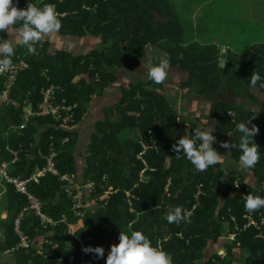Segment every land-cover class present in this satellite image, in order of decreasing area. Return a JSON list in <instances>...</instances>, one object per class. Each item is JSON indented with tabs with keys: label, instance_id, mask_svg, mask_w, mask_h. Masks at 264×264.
<instances>
[{
	"label": "trees",
	"instance_id": "trees-1",
	"mask_svg": "<svg viewBox=\"0 0 264 264\" xmlns=\"http://www.w3.org/2000/svg\"><path fill=\"white\" fill-rule=\"evenodd\" d=\"M179 1L18 0L19 8L27 7L29 2L36 6L54 4L62 23L60 35L90 36L98 38L101 45L80 55L65 49L51 50L50 40L35 44L36 52L32 54L23 47H15L12 63L22 57L30 66L20 73L11 92L12 96L20 97L23 107L37 109L42 100L41 90L53 85L58 88L59 99H66L67 104L76 107L70 126H59L53 116H37L25 128H21L23 107L0 108V161L9 163L10 176L29 179L37 167L47 164L51 150L56 152L54 162L62 174L79 173L75 147L80 135L71 125L83 122L93 100L104 96L112 85L119 84L121 94L113 97L117 102L109 103L104 108V117L94 124L84 158L82 176L85 182L94 184L91 200L97 206L95 211L74 216L73 194L67 192L58 176L48 173L40 183L30 181L27 185L28 191L43 203V212L57 221L55 226L44 225L35 211L29 209V196L18 191L0 172L7 203L4 207L7 217L0 222V264H80V242L89 237L92 240L87 242L91 246L104 247L106 259L111 246L119 243L121 232L130 235L136 230L166 251L173 264L204 261L209 243L221 239L226 240L227 254L213 253L205 264H237L235 247L246 253L245 264H264V224H261L264 209L252 213L259 225L249 227L246 226L249 213L244 209V196L250 192L264 196V192H256L264 187V122L257 120L255 113L244 105L213 99L209 116L218 119L222 126L219 140L238 145L240 134L236 124L250 119V126L259 129L254 142L259 146L260 159L249 169L255 183L245 181L238 169L227 172L221 162L200 172L183 153L172 151L174 142L184 136L185 128L179 122V113L159 92L161 84L149 79L120 83L119 72L138 68L148 47L157 46L167 54L169 67L185 71L182 90L195 89L198 95L208 98L221 93V89L236 95L252 88L264 90L259 86L264 83V19L256 21L252 16L242 18V15L224 19L215 12L218 0H212L211 4L210 0H183L185 5L197 3L202 8L203 4L210 12L208 27L212 28L211 21L223 24L227 36L234 39L233 43L204 40L188 43L184 40L185 25L191 21L183 19ZM1 35L7 38L6 33ZM243 36L256 43L244 42ZM221 45L246 51L236 62L234 56L222 61ZM254 72L261 76V81L251 87ZM3 88L4 79L0 77V92ZM249 96L252 101L258 100L255 94ZM261 115L264 116V103ZM197 127L198 120L190 122L188 135L194 134ZM66 138L68 142H64ZM7 146L18 151V162L12 163L13 155ZM213 146L217 150L218 143ZM229 150L233 161L239 164V148ZM177 205L190 212V223L169 224L164 218L166 208ZM22 213L25 216L20 231L29 236L31 245L16 249L21 239L15 224ZM260 233L263 234L258 237ZM231 234L236 235L234 242L229 239ZM38 237L47 240L43 253L33 246ZM6 255L10 256L9 261L2 260ZM84 261V264H104L90 256Z\"/></svg>",
	"mask_w": 264,
	"mask_h": 264
},
{
	"label": "rangeland",
	"instance_id": "rangeland-1",
	"mask_svg": "<svg viewBox=\"0 0 264 264\" xmlns=\"http://www.w3.org/2000/svg\"><path fill=\"white\" fill-rule=\"evenodd\" d=\"M184 2L185 1L183 0H180L178 2L179 10L182 14L183 19H185L186 21H191L190 25H185V42L189 43L195 40H204L207 43L219 44L222 41H231L233 43L234 39H231L229 36H227L225 32V25H216L215 21H211L212 28L208 27L207 14L209 11L205 8L203 4L201 8L200 6H198L197 3H187L185 5ZM211 3L212 0L209 1V4ZM214 8L215 12L218 13V16L221 15V17L224 19L237 17L238 15H242V18L252 16V18L256 21L257 16H263L262 18H264V0H218V3L215 4ZM228 25L233 26L234 23H228ZM219 32H223V34L220 35ZM77 38L78 39L72 37L66 39L58 32H54L50 35L44 36L41 41L50 40L52 43L51 50H56L57 48L65 49L75 55L90 53L92 50L100 47L101 45L100 40L98 38L90 36L86 38ZM9 39H11V37H9ZM245 39L246 38H244L243 36L244 42ZM220 47L223 54V57L221 59L222 61L227 59L229 56L232 58L234 56V62H236L238 60V57L240 55H243L246 51L245 48L239 49L232 45H230V47H227L226 45H221ZM146 54H150L153 57L154 61L157 62L159 60H167V54L162 51V49H159L157 46H149L146 51ZM143 61H145V63L142 65L141 62L138 68H129L121 70L119 72L120 83L127 84L130 81L135 80L143 82V80L149 79L147 77V62L145 58L143 59ZM184 74L185 71H183L179 67H169L168 76L166 80L161 84L159 90V92L166 96V98L169 100L173 109L179 113V122H181V124L185 128V132L183 135L189 133L190 122H192L193 120H198V125L200 128H207L214 131L213 134L216 136V142L218 143L217 151L221 155V163L223 164V168L227 172L236 169L240 170L239 164L233 161L230 150L221 147L223 142L219 140L218 134L221 131L222 126L218 119L211 118L209 116V112L212 106V100L216 98L219 100L222 99L223 101L231 102L236 105H244L246 108L250 109L255 113V117L257 120L264 122V116L258 115L260 114V110L263 109V94L260 93V91L256 88L247 89V91L239 95L232 93L228 89H224L223 91L221 89L219 90V92L221 93H218L217 95L214 94L208 98L205 95H198L195 89L185 88L184 90H182L181 83L186 78ZM118 86L119 84H114L105 93V96L109 97V99L111 100L110 104L117 102V100H112L114 96L120 97L121 92L119 91ZM249 93L255 94L258 97V100L256 102H253L250 99ZM98 98L99 97H97V100ZM194 99H196L195 102ZM42 101L43 97L40 102ZM107 105L108 104L106 103L96 104V101H94L91 105L90 112L84 116L83 122H80L77 125H71L72 129H76L77 131H79L80 135L79 143L77 145V151L79 155H77L78 159L83 162L80 166V173H82V169L84 168V157L87 156L88 143L94 131L93 122L98 120L96 118L98 117V110H93V108H96L98 106L99 110H102V108L104 109ZM241 172L243 173V178L245 181L255 183L252 177L253 173L251 174V171H249V169ZM1 178L2 177L0 176V198L2 200L4 194L2 190H4V187L2 186L3 181ZM1 203L2 202L0 201V205H2ZM1 211L3 212L4 208H2ZM224 241L226 240L221 239L217 244H212L210 245V247H207L205 250V256L212 255L215 249H221L224 244ZM234 252V259L236 263L245 264V257L242 256V253H246L241 252L238 247H235ZM2 260L9 261L10 256H3ZM200 264H203V261H201Z\"/></svg>",
	"mask_w": 264,
	"mask_h": 264
},
{
	"label": "clouds",
	"instance_id": "clouds-1",
	"mask_svg": "<svg viewBox=\"0 0 264 264\" xmlns=\"http://www.w3.org/2000/svg\"><path fill=\"white\" fill-rule=\"evenodd\" d=\"M17 3L18 0L15 2L0 0V34H7V38L0 35V67L11 65L16 46L25 48L29 54L35 53L34 45L44 36L58 32L62 26L54 4L36 6L29 2L27 7L19 8L16 6ZM144 56L147 62V77L157 85L162 84L168 76V61L157 62L150 54L144 53ZM144 63L142 60V65ZM260 81L261 76L254 72L250 86L256 87ZM259 86L264 88V83H260ZM250 123L249 119L236 124V131L240 134L238 145L229 142L221 145L225 149L239 148L241 171L255 167L260 159L259 146L254 142L259 129L255 125L250 126ZM213 133V130L197 127L191 136L185 134L176 140L172 145V151L177 154L183 153L196 170L204 172L221 162V155L213 146L216 142ZM256 192H264V187L256 189ZM244 209L247 213L264 209V196L250 192L244 196ZM164 218L169 224L191 222L189 213L179 205L167 207ZM83 251L95 254L97 259H103L105 256V249L102 246H86ZM105 264H173V260L159 245L154 246L143 232L136 230L130 235L120 233L119 243L111 246Z\"/></svg>",
	"mask_w": 264,
	"mask_h": 264
},
{
	"label": "built area",
	"instance_id": "built-area-1",
	"mask_svg": "<svg viewBox=\"0 0 264 264\" xmlns=\"http://www.w3.org/2000/svg\"><path fill=\"white\" fill-rule=\"evenodd\" d=\"M1 35V34H0ZM28 63L24 60L19 62L11 63L8 67H0V77L4 79V88L2 92H0V108L3 106L21 108L23 107L22 100H19L11 95L13 88L18 82V77L20 72L28 68ZM57 86H48L44 87L42 92L43 101L40 102L39 107L37 109H33L32 106L23 107L27 119L35 116H53L55 120L59 123V126L62 127L70 126V124L74 121V110L76 105L67 104L66 99H59L57 94ZM27 103V101L25 100ZM26 123L21 125V128L26 127ZM69 138H66L64 142H68ZM7 149L14 154V159L12 163L18 162L20 160L18 151L11 149L7 146ZM42 153L39 150V154ZM50 155L47 156V164L42 167H37L35 173L26 180H23L19 177L10 176L8 173L9 163L5 161H0V172L5 175L7 181L13 183L17 190L28 195L30 198L31 209L35 211V213L41 218L42 224L44 225H57V221H55L52 217L43 212V203L33 194H31L27 185L30 181L35 183H40L41 179L46 176V174L50 173L54 176H58L60 180L64 183L67 192L72 193V205L73 210L78 216H84L88 211H95L97 206L92 203L91 194L94 189V184L92 182H85L81 180V176L78 173H65L62 172L57 167V164L54 162V158L56 156V152L51 150ZM144 172L142 170L141 174ZM190 213V212H188ZM25 214L22 213L16 221V229L20 235V243L16 249L19 248H27L31 244V239L29 236L22 231L21 221L24 218ZM248 218L247 227L249 226H258L259 222L253 217L252 213L246 215ZM261 224H264V218L262 219ZM181 236V234H180ZM258 236H262V233ZM236 235L231 234L229 236L230 240H235ZM90 239V238H89ZM87 239V240H89ZM87 240H81V252L82 258L85 259L86 256H90L92 259H97L95 254L85 253L83 249L88 246L86 244ZM39 252L42 253L41 249ZM105 264L106 259H99Z\"/></svg>",
	"mask_w": 264,
	"mask_h": 264
},
{
	"label": "crops",
	"instance_id": "crops-1",
	"mask_svg": "<svg viewBox=\"0 0 264 264\" xmlns=\"http://www.w3.org/2000/svg\"><path fill=\"white\" fill-rule=\"evenodd\" d=\"M263 16H258V17H256V19L258 20H261V19H264V18H262ZM255 20V19H254ZM66 39H68V38H72L73 36H64ZM73 38H76V39H78L77 37H73ZM250 40H248L247 38L245 39V42L246 43H248V44H252V43H256L255 41H252L251 42V39L252 38H249ZM250 47H252V45H249ZM57 48V47H56ZM57 49H59V48H57ZM21 60H24V58H22V57H19L18 58V60L17 61H14L13 63H15V62H19V61H21ZM25 61V60H24ZM26 62V61H25ZM29 65V64H28ZM30 66H28V68H29ZM28 68H25V69H23V70H26V69H28ZM125 69H129V68H125ZM124 69V70H125ZM22 70V71H23ZM21 71V72H22ZM20 72V73H21ZM20 75V74H19ZM135 81H137V80H135ZM113 86V85H112ZM160 90V89H159ZM42 91V90H41ZM16 93V92H15ZM260 93H262L263 94V96H264V90H262V91H260ZM14 97V96H13ZM16 97H18V96H16ZM15 97V98H16ZM19 98V100H20V97H18ZM17 98V99H18ZM112 100H114L113 98H112ZM195 100L196 99H194V102H195ZM94 101H96V104L97 103H99V104H101V103H106V104H109L110 102H111V100L109 99V97H107V96H102V97H99L98 98V100H97V98H95L94 100H93V102ZM257 100H255V101H253V102H256ZM193 102V103H194ZM263 102H264V100H263ZM92 105V104H91ZM194 107V106H193ZM22 110V112H23V123L22 124H24V123H26V124H28V122L32 119V118H34V117H31V118H28L27 119V115H26V112H25V110L24 109H21ZM93 110H98L97 111V113H98V117H96L97 119H100V118H103L104 117V109L102 108V110H99V108H98V106L96 107V108H93ZM260 114H258V115H260V116H262L261 115V110H260V112H259ZM35 117H37V116H35ZM42 117V116H41ZM44 117V116H43ZM48 117V116H47ZM97 121H95V122H93V125L96 123ZM13 124V123H12ZM27 126V125H26ZM79 132V131H78ZM8 135V134H7ZM7 135H5V136H7ZM80 139V138H79ZM90 142V141H89ZM79 143V142H78ZM78 145V144H77ZM88 148H89V143H88ZM88 148H87V151H88ZM6 149H7V147H6ZM14 150V149H13ZM16 151V150H15ZM10 154H12L13 155V159H14V154L10 151ZM87 154H88V152H87ZM75 155H76V158H77V160H78V163H79V166H81V164L83 163L81 160H79L78 159V151H77V148L75 147ZM78 155V156H77ZM86 157V156H85ZM84 157V158H85ZM82 160H83V156H82ZM80 176H81V180L83 181V176H82V173H78ZM3 183V182H2ZM3 191V198H2V200H1V198H0V201L2 202L1 204L2 205H0V222L1 221H3V220H5V218L7 217V212H6V209H4V211L2 212L1 211V209L2 208H4V207H6V204L7 203H5V200H6V189L4 188V190H2ZM1 191V192H2ZM29 209H31V208H29ZM71 209H72V211H73V214H74V216H76V217H78V215L75 213V211L73 210V205H71ZM28 210V208L26 209V211ZM87 214V213H86ZM79 217H82V216H79ZM65 221V220H64ZM50 226H55V225H50ZM69 231H70V233L71 234H73V226L72 225H70L69 226ZM0 233H1V229H0ZM261 234V233H260ZM263 234V233H262ZM258 237H260V236H258ZM89 238H91V237H89ZM89 238H86V239H89ZM37 240V243H35L33 246H36V247H38L39 249H41V251H42V247H43V244L47 241L46 239H45V237H38V239H36ZM91 240H92V238H91ZM91 242V241H90ZM225 242V241H224ZM234 242V241H233ZM218 242H216V243H212V242H210L209 243V245H208V247H210V245H212V244H217ZM226 243V242H225ZM224 243V244H225ZM86 244L88 245V246H91V244L90 243H88V242H86ZM224 244H223V246L221 247V249H215V251H214V253H218V254H220V255H222V256H225L227 253V251H226V249H225V247H224ZM231 244V243H230ZM31 245V244H30ZM28 248V247H27ZM80 250H81V246H80ZM43 253V252H42ZM82 253V252H81ZM206 253V252H205ZM211 256V255H210ZM242 256L243 257H247V255L246 254H243L242 253ZM209 256H205L204 257V261H203V264H205V260L208 258ZM84 260H83V258H81V262H80V264H84ZM200 262L201 261H199L198 262V264H200Z\"/></svg>",
	"mask_w": 264,
	"mask_h": 264
}]
</instances>
